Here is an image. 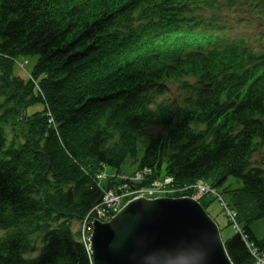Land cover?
<instances>
[{
	"label": "trees",
	"instance_id": "obj_1",
	"mask_svg": "<svg viewBox=\"0 0 264 264\" xmlns=\"http://www.w3.org/2000/svg\"><path fill=\"white\" fill-rule=\"evenodd\" d=\"M194 1L0 0V264H92L74 226L104 192L162 178L175 197L197 182L222 191L239 229L220 208L232 264H254L246 244L264 255L251 230L264 220V171L250 163L264 148V58L187 25ZM30 58L28 77L15 76ZM34 236L43 247L28 263Z\"/></svg>",
	"mask_w": 264,
	"mask_h": 264
},
{
	"label": "water",
	"instance_id": "obj_2",
	"mask_svg": "<svg viewBox=\"0 0 264 264\" xmlns=\"http://www.w3.org/2000/svg\"><path fill=\"white\" fill-rule=\"evenodd\" d=\"M93 264H232L215 223L191 199L128 203L109 223L95 222Z\"/></svg>",
	"mask_w": 264,
	"mask_h": 264
},
{
	"label": "rangeland",
	"instance_id": "obj_3",
	"mask_svg": "<svg viewBox=\"0 0 264 264\" xmlns=\"http://www.w3.org/2000/svg\"><path fill=\"white\" fill-rule=\"evenodd\" d=\"M193 14H196L205 25L215 24L220 32L217 35H222L225 38H228L232 41H240L243 42L246 46H248L252 50L257 49V45L259 43L264 42V20L259 17L258 13L253 11L249 6L241 2L240 0H195L194 5L190 6ZM202 9H204L202 11ZM189 15V14H188ZM190 16V15H189ZM210 36H206L205 38H209ZM231 43V42H228ZM212 48H218L222 46H226L228 44L224 43L221 45H213L209 44ZM201 47L205 48V46L201 45ZM208 47V48H210ZM206 48V49H208ZM22 59H19L14 67L13 73L18 77H28L29 74L36 63V58H30L27 60L29 63L27 66L23 63ZM21 67L25 68L21 70ZM180 92L178 86L171 87V94L168 95V99L173 101V97L179 98ZM39 107L35 109L29 110V112H34ZM153 133V132H150ZM12 138L11 135H8V140L10 141ZM142 143H146L142 141ZM264 147V146H263ZM141 153H139L140 156ZM130 163V162H129ZM128 163V164H129ZM253 167H258L264 171V148L257 151L250 161ZM134 178L132 182L135 184L142 179L134 174ZM227 187L231 188H240L241 183L238 180L233 178L229 179L226 183ZM99 187V186H97ZM121 191H124L122 189ZM219 194L222 191H218ZM224 201H227L225 196L221 195ZM104 202L111 205H116L117 201L111 198L110 194L104 196ZM210 196H206V199L203 202V205L206 206V211L210 216L215 220L217 225L222 228L221 237L222 240L230 238L233 235L231 229H224L226 225V219L224 218L222 212L220 211V203L217 200L213 204H209ZM208 204V205H207ZM251 230L254 235L260 240L264 238V220L256 222L252 225ZM3 233H0V237H2ZM43 247L42 237L34 236L30 239V252L25 255V261L30 263L34 262L38 256L40 255V251Z\"/></svg>",
	"mask_w": 264,
	"mask_h": 264
},
{
	"label": "bare ground",
	"instance_id": "obj_4",
	"mask_svg": "<svg viewBox=\"0 0 264 264\" xmlns=\"http://www.w3.org/2000/svg\"><path fill=\"white\" fill-rule=\"evenodd\" d=\"M140 200L143 201L146 205H152L155 203V201H157V200H149L146 198H140Z\"/></svg>",
	"mask_w": 264,
	"mask_h": 264
},
{
	"label": "built area",
	"instance_id": "obj_5",
	"mask_svg": "<svg viewBox=\"0 0 264 264\" xmlns=\"http://www.w3.org/2000/svg\"><path fill=\"white\" fill-rule=\"evenodd\" d=\"M197 188H198V191H199V193H200L201 195H203V194H205V193L208 192V189L205 188V187H203V186L198 185Z\"/></svg>",
	"mask_w": 264,
	"mask_h": 264
}]
</instances>
